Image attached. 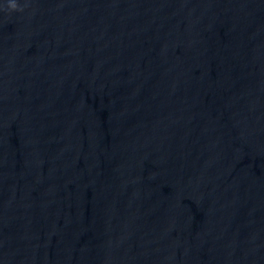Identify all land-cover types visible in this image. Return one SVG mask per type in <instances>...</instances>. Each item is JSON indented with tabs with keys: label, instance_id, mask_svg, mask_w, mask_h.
Returning a JSON list of instances; mask_svg holds the SVG:
<instances>
[{
	"label": "water",
	"instance_id": "water-1",
	"mask_svg": "<svg viewBox=\"0 0 264 264\" xmlns=\"http://www.w3.org/2000/svg\"><path fill=\"white\" fill-rule=\"evenodd\" d=\"M0 264H264V0L0 4Z\"/></svg>",
	"mask_w": 264,
	"mask_h": 264
},
{
	"label": "clouds",
	"instance_id": "clouds-1",
	"mask_svg": "<svg viewBox=\"0 0 264 264\" xmlns=\"http://www.w3.org/2000/svg\"><path fill=\"white\" fill-rule=\"evenodd\" d=\"M6 2L10 11L17 10V0H0V4Z\"/></svg>",
	"mask_w": 264,
	"mask_h": 264
}]
</instances>
